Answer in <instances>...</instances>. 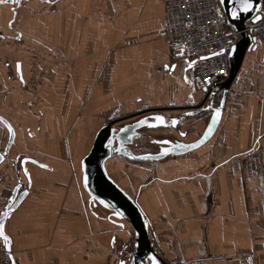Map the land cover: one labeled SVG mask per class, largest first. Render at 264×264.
Returning <instances> with one entry per match:
<instances>
[{
    "label": "crops",
    "instance_id": "crops-1",
    "mask_svg": "<svg viewBox=\"0 0 264 264\" xmlns=\"http://www.w3.org/2000/svg\"><path fill=\"white\" fill-rule=\"evenodd\" d=\"M5 1L0 116L15 139L0 166V212L18 178L27 190L5 223L12 262L120 264L132 251L131 230L81 186L80 162L95 133L144 110L166 109L156 114L167 120L195 116L175 128L142 129L133 151L152 153L159 132L197 140L211 104L193 89L190 63L170 55L163 0ZM218 98L209 100L214 107ZM6 140L0 124V150ZM106 170L138 204L163 258L264 264V41L246 52L202 147L150 166L115 157Z\"/></svg>",
    "mask_w": 264,
    "mask_h": 264
},
{
    "label": "water",
    "instance_id": "water-1",
    "mask_svg": "<svg viewBox=\"0 0 264 264\" xmlns=\"http://www.w3.org/2000/svg\"><path fill=\"white\" fill-rule=\"evenodd\" d=\"M21 1L26 0H15V2L12 0H6L5 2L7 4H20ZM218 1L220 3V0ZM252 2L254 5L260 6V0H252ZM220 6L223 10L228 25L239 33V40L231 50V55L229 57V73L220 86L221 92L218 95V105L214 107V101H209L206 93L203 92L202 94L203 98L201 104H204L205 102H209L211 104L203 111L206 113H211V116L201 136L191 143H184L177 139L164 138L156 142V144H158V148L155 150V152L142 153L140 149V153H135L133 148L134 140L137 139L139 132L142 129H159L166 128L168 126L175 128L180 119L195 117L190 115L167 120L163 115H161L165 118L167 124L149 127L148 124H141L138 122L144 120L147 117L149 118V123H154V121L151 120V117L154 115H160L156 113H163L166 109L144 110L139 113L109 121L99 128V130L94 135L91 147L80 162L81 186L84 192L88 195L89 200L109 210L110 218H112V222L115 225H118L121 228H124L125 225H127L131 230L133 237L132 250L140 258V260L138 261L134 256H132L131 258H127V260L124 261V264H151V262L148 260L149 255L155 256L158 260V264H166V258L160 256L154 249L152 241L149 237V224L145 216L143 215L136 201L110 178L106 170V163L115 157L123 158L127 162L133 164L160 162L167 157H179L194 152L198 148L202 147L212 137L219 123V116L224 108L228 91L241 67L244 56L246 52H251L256 48V39L250 37L245 32L246 25L248 23L257 22L258 19L254 18L257 16L260 17L258 14L259 7H254L247 13H238L237 17L233 18L231 16V9L235 7L234 3H229L228 0H225V3H220ZM217 109H219V116L214 122L213 117ZM172 120H176L177 123L172 125ZM0 124L7 132L6 143L4 148L0 150L1 166L5 161L9 160L8 153L9 149L14 143L15 133L11 126L13 134H9L7 125H10V123L2 116H0ZM205 133L209 134L205 135ZM177 145H181L183 147H177ZM24 161L21 163V167L23 166ZM29 161L33 163L31 160ZM22 172L24 173V169H22ZM21 186V180L18 178L17 185H15V187L10 191V196L7 199L6 206L0 212V224H3L4 226V234L6 221L27 195L26 189L19 190ZM2 191L3 190H1L0 193H2ZM0 240L5 246L2 237H0ZM5 248L7 251H10V244L5 246ZM11 263L13 264L12 259Z\"/></svg>",
    "mask_w": 264,
    "mask_h": 264
},
{
    "label": "built area",
    "instance_id": "built-area-1",
    "mask_svg": "<svg viewBox=\"0 0 264 264\" xmlns=\"http://www.w3.org/2000/svg\"><path fill=\"white\" fill-rule=\"evenodd\" d=\"M163 10V36L171 57L181 56L190 63L193 89L206 93L209 100L216 99L229 73L228 53L238 42L239 33L228 25L218 0H163ZM258 14L260 19L248 23L245 32L256 41H264V0H260ZM220 49L225 50L223 54L212 55ZM129 256L140 260L134 251ZM165 262L179 264L175 258ZM0 264H12L10 251L1 240Z\"/></svg>",
    "mask_w": 264,
    "mask_h": 264
},
{
    "label": "snow or ice",
    "instance_id": "snow-or-ice-1",
    "mask_svg": "<svg viewBox=\"0 0 264 264\" xmlns=\"http://www.w3.org/2000/svg\"><path fill=\"white\" fill-rule=\"evenodd\" d=\"M2 2H4V0H0V3H2ZM14 2H15V0H14ZM228 2L235 4V7H233L231 9V16L233 18H236L238 13H247L251 9H253L254 7H259V5H254L252 0H228ZM220 3L221 4L225 3V0H220ZM254 19H260V17L257 16ZM224 51H225L224 49H220L219 52L212 53V55H220V54H223ZM228 54L231 55L230 52ZM165 67H168V66L166 65ZM17 71L19 72V63L17 64ZM21 82H23L22 76H21ZM218 116H219V109H217L216 113L214 114V117H213L214 122L218 118ZM151 120L154 121V123H149V118H147V117L144 120L139 121L138 123L148 124L149 127H155L157 125H166L167 124V121L161 115H154L153 117H151ZM176 123H177L176 120L171 121L172 125H175ZM7 127H8L9 134L12 135L13 133H12L11 125H7ZM209 131H210V128H209ZM208 134L209 133H205V135H208ZM181 135H183V133H181ZM177 147H183V146L177 145ZM25 159H27V158H25ZM33 163H35V161H33ZM25 175H27V170H25ZM3 228H4L3 224H0V237L3 238L5 246H8L10 244V238L4 234ZM148 260L151 262V264H158L157 258L153 255H149ZM120 264H124V261L121 260Z\"/></svg>",
    "mask_w": 264,
    "mask_h": 264
},
{
    "label": "rangeland",
    "instance_id": "rangeland-1",
    "mask_svg": "<svg viewBox=\"0 0 264 264\" xmlns=\"http://www.w3.org/2000/svg\"><path fill=\"white\" fill-rule=\"evenodd\" d=\"M180 132H183V129H181ZM163 135H165V133L159 132L158 134H156V138L155 139L162 140V139H164L163 138L164 137ZM175 135L172 134L173 137L174 136L177 137V134H175ZM131 164H133V163H131ZM140 164L143 165V166H146V165H149L150 166V165L158 164V162H147V163H140Z\"/></svg>",
    "mask_w": 264,
    "mask_h": 264
}]
</instances>
